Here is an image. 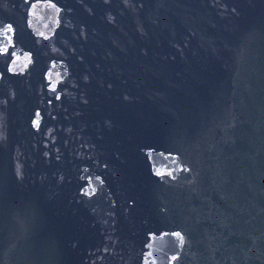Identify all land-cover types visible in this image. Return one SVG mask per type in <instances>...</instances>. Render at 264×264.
<instances>
[{
	"label": "water",
	"instance_id": "1",
	"mask_svg": "<svg viewBox=\"0 0 264 264\" xmlns=\"http://www.w3.org/2000/svg\"><path fill=\"white\" fill-rule=\"evenodd\" d=\"M0 264H264V0H0Z\"/></svg>",
	"mask_w": 264,
	"mask_h": 264
}]
</instances>
